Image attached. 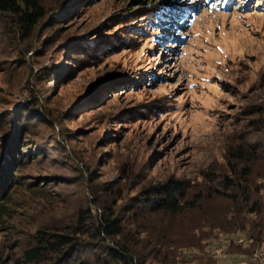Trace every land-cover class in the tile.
I'll list each match as a JSON object with an SVG mask.
<instances>
[{"label":"rangeland","instance_id":"1","mask_svg":"<svg viewBox=\"0 0 264 264\" xmlns=\"http://www.w3.org/2000/svg\"><path fill=\"white\" fill-rule=\"evenodd\" d=\"M41 1H60L62 19L46 18L29 37L0 16V121L15 114L0 138L25 115L37 142L2 190L5 253L87 206L93 170L95 188H120L122 204L170 177L192 188L218 182L209 172L225 168L245 110L264 103V0ZM57 65L64 73L54 77ZM194 218L173 232L183 237Z\"/></svg>","mask_w":264,"mask_h":264},{"label":"trees","instance_id":"2","mask_svg":"<svg viewBox=\"0 0 264 264\" xmlns=\"http://www.w3.org/2000/svg\"><path fill=\"white\" fill-rule=\"evenodd\" d=\"M60 4L48 7L41 0H0V16L10 15L18 31L29 37L46 18L62 19ZM61 66L48 72L57 77L64 73L59 71ZM245 111L247 126L239 131L238 142L227 147L225 168L209 172L218 182L207 173L204 178L211 181L192 188L170 177L140 189L122 204L126 200L120 188L108 183L95 188L98 174L93 170L85 179L90 183L84 182L90 191L89 204L79 206L66 220L30 232L16 245L17 253L0 250V264H221L222 259L235 256L241 258L238 264H244L264 246V103L251 104ZM8 117L0 126L11 122L15 114ZM30 119L34 116H20L6 141L0 138L5 144L1 147L0 210L4 189L18 182L23 159L36 152L31 147L37 142H29L32 136H27L32 134L27 128ZM218 198L222 204L216 203ZM193 213L194 220L182 229L183 237L174 233ZM219 248L226 257L217 255Z\"/></svg>","mask_w":264,"mask_h":264},{"label":"built area","instance_id":"3","mask_svg":"<svg viewBox=\"0 0 264 264\" xmlns=\"http://www.w3.org/2000/svg\"><path fill=\"white\" fill-rule=\"evenodd\" d=\"M246 264H264V251L256 249Z\"/></svg>","mask_w":264,"mask_h":264},{"label":"bare ground","instance_id":"4","mask_svg":"<svg viewBox=\"0 0 264 264\" xmlns=\"http://www.w3.org/2000/svg\"><path fill=\"white\" fill-rule=\"evenodd\" d=\"M237 239V238H236ZM243 239L241 238V239H239V241H242ZM259 250H262V251H264V246H262V247H260V248H258Z\"/></svg>","mask_w":264,"mask_h":264}]
</instances>
